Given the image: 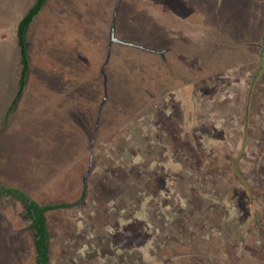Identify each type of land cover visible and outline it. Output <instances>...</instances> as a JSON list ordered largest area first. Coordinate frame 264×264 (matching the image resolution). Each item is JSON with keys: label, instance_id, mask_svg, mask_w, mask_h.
Here are the masks:
<instances>
[{"label": "rangeland", "instance_id": "1", "mask_svg": "<svg viewBox=\"0 0 264 264\" xmlns=\"http://www.w3.org/2000/svg\"><path fill=\"white\" fill-rule=\"evenodd\" d=\"M32 1L0 0V115L18 89L17 24ZM67 1L82 5L60 16L62 31L109 15L110 0ZM50 5L30 32L32 75L50 68V89L55 78L96 80V95L50 90L65 101L50 106V130L37 112L29 125L0 116L1 143L6 135L23 165L8 176L2 158L0 184L41 203L83 197L48 214L51 263L264 264V0H121L124 43L43 38ZM61 41L82 61L53 59ZM32 129L50 139L7 134ZM29 225L25 206L0 196V264H36Z\"/></svg>", "mask_w": 264, "mask_h": 264}, {"label": "crops", "instance_id": "2", "mask_svg": "<svg viewBox=\"0 0 264 264\" xmlns=\"http://www.w3.org/2000/svg\"><path fill=\"white\" fill-rule=\"evenodd\" d=\"M51 1H53V2H51ZM54 1L55 0H47L46 1L44 7L40 11V13L35 17L33 23L31 24V26L27 32L30 70H29V73L27 75V81H26L25 89H24L20 99L18 100L17 104L15 105L13 111L10 113V115H12V113H14L17 116L24 114V117H25L24 120L25 121L23 123H24V125L25 124L29 125V124H33L35 122V116L34 115L37 112V115L39 114V115L46 116V119L44 121H46L47 126L49 127V130H50V106H60V107L62 106L63 107L62 104H65L64 100L63 101H60V100L55 101V97L50 99V90L57 92L56 93L57 95L60 94L59 96H62L63 93H66L67 97H69L70 85L69 84L67 86L63 85L62 80L60 78H55L53 80V83L51 84L52 88L50 89V76L48 75V72H47V70L49 71L50 68L45 70V75L41 76L40 78L38 75H35V76L32 75L33 63L31 62V58H30L31 54H30V50H29L30 32L32 31V29L35 25L40 24V22L42 21L41 20L42 18H43V20L45 18H47L48 15H46V7L48 4L51 3V5H50V35L45 34L46 37L44 36L43 38H90L88 36H91V37L93 36L92 38H112L113 29L115 30L114 31L115 37L119 38L116 35V33L118 31V26H119V19L118 18H119V7L121 4V0H110V2L107 3L108 5H106V6L110 5V9L108 10L109 15L105 14V13H103L102 16L101 15L98 16L96 14H93L94 18L92 19V21L89 23H86L85 25H82L79 22V20L77 19V23H78L77 27H78L79 31L74 30L73 33H69L68 30L62 31V28H60V29L57 28V25H59L60 16H62V17L65 16V20H67V22H68V20L74 19V18H71L72 14H69V10H70L69 7H71V9L74 10V9H77L78 5H82V4L81 3L78 4V2H73L74 3L73 4L72 2H68L67 0H56V2H54ZM35 2H36V0L32 1L28 10L34 5ZM61 2H63V6H59V5H61ZM54 6H57V8H58L56 17L54 16L55 14L53 13L54 10L52 11ZM28 10L23 14L21 19L26 15ZM88 10H90V9L87 8L85 11H83V10L80 11V13H82V15L80 14L81 15L80 21L83 20L82 17L86 13V11H88ZM111 11H112V13H111ZM20 20H19V22H20ZM19 22H18V24H19ZM97 22L101 23L100 31H96V32H94V34H92L91 33L92 30H90V28L97 25ZM7 23H8L7 20L5 23L2 22V26L6 27ZM18 24H17V28H18ZM51 24H53V26H51ZM67 32L69 35H67ZM16 38L18 40L17 33H16ZM57 41L59 42V40H57ZM63 41H65V40H63ZM61 43H63L60 50H59L61 57L60 58L58 57V58L61 59V62H65V60H66L69 63V58L72 57V53L66 52L64 47H66L68 49L70 47V45H68L67 41L66 42L61 41ZM69 43H71V42H69ZM18 44H19V42H18ZM68 51H69V49H68ZM18 53H19L21 65L23 67L22 58L20 55V47H19ZM49 54H50V52H49ZM49 54L46 53V55L43 54L42 56H47V58H48L50 56ZM47 61H50V60L47 59ZM67 66H69V65H67ZM22 67H21V70L19 73V84L17 86L18 89H17L15 95L13 96V98L11 100H9V98L6 100L5 105L3 106L4 108L1 111L0 116L2 117V119H4V121H7L9 119L10 115L7 116L9 107L12 105V102H13L17 92L20 89V84H21L20 78H21V73H22ZM67 73L69 74V72H67ZM58 75H60V73ZM0 103H2V101ZM2 119H1V121H2ZM41 121H43V118H41ZM49 130L45 134L42 133L40 135L38 133V136H37V134L35 135L34 129L24 131L22 133L10 132L7 134H8V137H13V140H17V139H19V140L23 139V141H25L24 139L34 140L36 136L38 138L42 139L44 137L46 138V134H47L48 139H50V131ZM2 139H4V140L2 143L0 140V143H1L0 144V149H1L0 163H1L2 158H6V157L8 158L9 157V160L11 163V168H10V170L6 171L7 175L12 176V177L13 176L16 177L18 174L21 173V171L23 169L22 158H21L22 153L15 151V144L10 146V148H8L9 142L7 141L6 135H4L2 137ZM19 140H18V144L16 146L19 147L20 145L23 146L24 143L26 144V142L20 143ZM26 146H27V144H26ZM5 148H8L9 154L4 153ZM3 184L22 188V186H20L19 184H14L11 182H6Z\"/></svg>", "mask_w": 264, "mask_h": 264}, {"label": "trees", "instance_id": "3", "mask_svg": "<svg viewBox=\"0 0 264 264\" xmlns=\"http://www.w3.org/2000/svg\"><path fill=\"white\" fill-rule=\"evenodd\" d=\"M46 1L47 0H36L34 5L28 10L26 15L20 20L18 24L17 37H18V42H19V47H20V55H21L22 63H23L22 73H21V78H20L21 84H20V89L17 92L12 102V105L9 107L7 116H9L10 113L13 111L15 105L17 104L18 100L20 99L25 89L27 75L30 70L27 32L31 24L33 23L35 17L40 13L42 8L44 7ZM62 44L63 43L60 44V47L62 46ZM74 46L75 48L79 47L78 45H75V44ZM56 47H59V45ZM55 53H56L55 54L56 56L53 55V59L54 58L58 59V57L59 58L61 57L59 51H56ZM71 53H72L71 58L78 59V62H79L80 60L79 58H81V55L78 54L79 58H77L73 52ZM59 61L61 62V59H59ZM91 83H92V87L90 84H83V85L76 86V87H74L75 85L70 86V88L74 87V90H75L74 93H71L72 99L77 100L79 98H83L82 102L84 103V101H86L85 97L88 96L86 94H85L86 96L85 95L84 97L82 96L83 95L82 92L84 91L91 92L92 96L90 95L91 96L90 98H92L93 95L95 96L96 91H92V90H97L98 82L96 80H93ZM99 96L100 94L96 97H99ZM0 196L5 199L12 198L25 206V217H27L30 220L29 229L32 230L34 233L33 234V246H34V252H35V263L36 264H52L51 263L52 235H51L49 222H48V214L51 212L59 211V210L71 209L79 205L83 201V197H81V199L77 200L76 202L41 203L37 201L36 199L32 198L30 194L23 188L16 187V186H10L7 184H0Z\"/></svg>", "mask_w": 264, "mask_h": 264}, {"label": "water", "instance_id": "4", "mask_svg": "<svg viewBox=\"0 0 264 264\" xmlns=\"http://www.w3.org/2000/svg\"><path fill=\"white\" fill-rule=\"evenodd\" d=\"M114 31L115 30L113 29L111 42L124 43L122 40H120V39L115 37V34H114L115 32ZM126 44H128V43H126ZM128 45L134 46V44H132V43H129Z\"/></svg>", "mask_w": 264, "mask_h": 264}]
</instances>
